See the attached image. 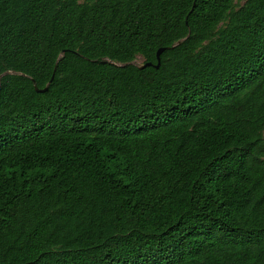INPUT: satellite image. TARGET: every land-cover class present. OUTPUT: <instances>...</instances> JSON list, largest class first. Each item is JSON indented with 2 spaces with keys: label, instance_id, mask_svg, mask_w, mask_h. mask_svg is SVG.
Returning <instances> with one entry per match:
<instances>
[{
  "label": "trees",
  "instance_id": "16d2710c",
  "mask_svg": "<svg viewBox=\"0 0 264 264\" xmlns=\"http://www.w3.org/2000/svg\"><path fill=\"white\" fill-rule=\"evenodd\" d=\"M0 264H264V0H0Z\"/></svg>",
  "mask_w": 264,
  "mask_h": 264
},
{
  "label": "water",
  "instance_id": "95a60500",
  "mask_svg": "<svg viewBox=\"0 0 264 264\" xmlns=\"http://www.w3.org/2000/svg\"><path fill=\"white\" fill-rule=\"evenodd\" d=\"M162 50H163V48L161 47V48H159L158 50H157V52H156V64L154 65L155 67H158L159 66V64H160V53L162 52ZM151 63L150 62H144V63H142L141 65H140V67H143V66H146V65H150ZM51 79H52V77H51ZM47 88H48V84L44 87V88H38L36 85H34V89L36 90V91H46L47 90Z\"/></svg>",
  "mask_w": 264,
  "mask_h": 264
},
{
  "label": "rangeland",
  "instance_id": "374dc122",
  "mask_svg": "<svg viewBox=\"0 0 264 264\" xmlns=\"http://www.w3.org/2000/svg\"><path fill=\"white\" fill-rule=\"evenodd\" d=\"M142 61H143L142 56L137 55L136 58H135V60H134V63H136V64H141Z\"/></svg>",
  "mask_w": 264,
  "mask_h": 264
}]
</instances>
